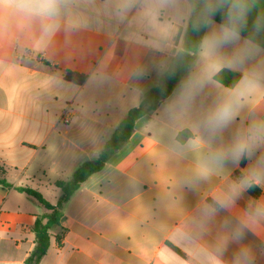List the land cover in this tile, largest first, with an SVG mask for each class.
<instances>
[{
    "label": "crops",
    "instance_id": "0c3cea01",
    "mask_svg": "<svg viewBox=\"0 0 264 264\" xmlns=\"http://www.w3.org/2000/svg\"><path fill=\"white\" fill-rule=\"evenodd\" d=\"M187 26L183 5L161 7L158 0H64L52 20L5 15L0 167L13 187L0 184V264H24L35 246L33 226L44 212L14 187L37 190L56 205L62 191L55 183L70 180L82 164L98 158L128 112L158 86L166 72L160 66L168 69L181 50ZM202 66L199 47L181 81ZM223 69L240 76L228 64ZM64 71L87 79L77 86L63 79ZM216 74L187 112L166 108L180 81L154 112L136 122L130 139L65 204L40 264H206L214 253L231 264L241 244L251 249L253 264H264V224L219 251L225 223L235 224L240 206L256 197L245 193L236 207L211 221L200 216L213 194L250 162L227 163L222 172L197 179L204 150L194 141L226 145L253 119L264 118L262 78L260 91L209 141L198 118L231 89L217 82ZM183 131L193 136L179 141ZM255 190L260 197L262 189Z\"/></svg>",
    "mask_w": 264,
    "mask_h": 264
},
{
    "label": "clouds",
    "instance_id": "9594fccd",
    "mask_svg": "<svg viewBox=\"0 0 264 264\" xmlns=\"http://www.w3.org/2000/svg\"><path fill=\"white\" fill-rule=\"evenodd\" d=\"M64 0H0V23L5 15L23 20L56 18ZM161 7L185 8V22L192 31L207 29L201 37L200 49L203 66L199 72L191 73L179 83L174 97L166 105L169 112L180 109L187 112L196 96L206 86L208 79L223 69L225 64L240 71L237 85L221 93L213 105L198 118V126L209 137V141L233 123L248 96L260 91L259 81L264 78V16L253 19L251 30L248 19L255 8V0H158ZM223 11L222 22L216 24L213 17ZM166 71V66H160ZM174 73V70H173ZM143 74L142 71L140 73ZM194 145L204 151L196 164V178L206 179L222 172L227 163L239 167L241 161L250 163L232 180L212 196V202L200 209L202 221L213 220L221 211H230L245 193L255 188L262 195L241 205V214L235 224L225 223V234L220 239L223 251L229 242L240 243L246 230L264 224V118L253 119L246 128L238 130L228 144L214 147L200 137ZM187 255V254H185ZM183 259V258H181ZM167 264V262H166ZM206 264H225L218 254L208 256ZM231 264H253L251 249L241 244L233 255Z\"/></svg>",
    "mask_w": 264,
    "mask_h": 264
},
{
    "label": "trees",
    "instance_id": "16d2710c",
    "mask_svg": "<svg viewBox=\"0 0 264 264\" xmlns=\"http://www.w3.org/2000/svg\"><path fill=\"white\" fill-rule=\"evenodd\" d=\"M223 15V11L217 12L213 20L219 24L222 22ZM256 16H264V0H255V8L249 16L248 29L245 34L251 30L253 19ZM205 31L206 29H202L200 32H194L189 25L187 26L182 48L170 61L168 69L161 76L158 86L149 90L145 94L141 104L128 112L126 118L120 123L98 158L82 164L70 180L57 181L55 183V186L62 191V195L56 205L48 202L37 190L28 187H14L18 193L27 195L44 209L43 214L37 217L33 226L35 246L26 258L24 264H40L50 248L51 230L61 226L60 222L64 214L65 204L80 189L81 185L91 176L100 172L114 153L130 139L136 122L141 117L154 112L161 102L173 93L175 87L193 63L200 47L201 37ZM261 44L264 46V37L261 38ZM49 66L51 65L49 64ZM63 79L77 86H82L87 76L77 72L64 71ZM239 79L240 76L237 73L228 69H223L215 75V80L227 88L236 86ZM192 136L189 131H183L179 133L178 140L185 141ZM242 167H244V163H242ZM4 173V169L0 167V184L12 188L13 185L2 178ZM255 191L254 189L249 194L257 197L259 191Z\"/></svg>",
    "mask_w": 264,
    "mask_h": 264
},
{
    "label": "rangeland",
    "instance_id": "374dc122",
    "mask_svg": "<svg viewBox=\"0 0 264 264\" xmlns=\"http://www.w3.org/2000/svg\"><path fill=\"white\" fill-rule=\"evenodd\" d=\"M56 191H57V193H59V194L61 193L60 190H56ZM54 202H55V201H54Z\"/></svg>",
    "mask_w": 264,
    "mask_h": 264
}]
</instances>
